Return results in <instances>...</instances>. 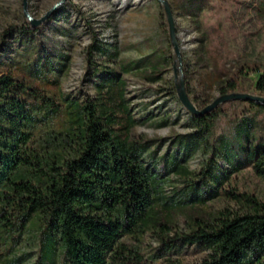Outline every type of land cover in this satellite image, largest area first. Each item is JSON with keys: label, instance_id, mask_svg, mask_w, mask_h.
I'll return each mask as SVG.
<instances>
[{"label": "trees", "instance_id": "obj_1", "mask_svg": "<svg viewBox=\"0 0 264 264\" xmlns=\"http://www.w3.org/2000/svg\"><path fill=\"white\" fill-rule=\"evenodd\" d=\"M37 29L26 21L19 33L30 35ZM169 63L164 54L148 57L143 75L158 81L165 70L161 65ZM134 68L123 65L121 73L101 68L105 78L94 86L95 96L84 102L66 98L65 127L37 140L34 114L38 106L39 111L54 113L52 100L22 80L0 75V264H57L59 254L60 264H145V236L165 253L201 247L206 255L196 264H264V200L239 192L230 177L247 169L264 181V136L257 143L239 136L249 130L247 121L255 126L256 121L242 117L236 131L241 163L225 146L220 156L227 167L209 164L202 178L190 183V158L182 159L181 150L179 156L165 154L157 160L155 152L146 156V146L132 138L138 121L121 76ZM220 77V96L251 89L264 96V68L239 66L233 76L220 72ZM240 103L264 109L254 102ZM213 111L200 116L187 111L195 132L212 129ZM158 121V127L166 125L165 119ZM258 131L261 135L264 127ZM161 163L168 171L160 174ZM170 170L188 184L182 190L170 187L167 195L173 183L166 177ZM204 179L212 187L206 196L199 184ZM221 195L241 204L243 212L204 209L207 199ZM181 218L183 228L174 230ZM34 222L40 227L35 260L9 256Z\"/></svg>", "mask_w": 264, "mask_h": 264}, {"label": "rangeland", "instance_id": "obj_2", "mask_svg": "<svg viewBox=\"0 0 264 264\" xmlns=\"http://www.w3.org/2000/svg\"><path fill=\"white\" fill-rule=\"evenodd\" d=\"M61 1L26 0V13L40 20ZM165 1L173 16L180 64L169 43L166 15L158 0H65L30 35L19 33V28L29 21L23 0H0V75L24 81L49 97L56 108L54 113H45L37 107L33 140L65 127L66 98L84 102L95 96L94 86L105 78L101 68L121 73V66L132 64L137 68L121 76L138 121L132 138L146 146V156L155 152L157 160L165 154L179 156L181 150L182 159L190 158L186 163L192 173L190 183L199 181L209 164L227 167L220 156L225 146L238 154L235 134L242 117H253L257 129L249 120V130L239 136L255 143L264 136L258 131L264 127V109H250L240 100L227 101L213 111L216 117L212 129L196 128L195 132L190 126V114L177 97L181 77L189 99L203 110L221 97L217 91L222 80L220 72L233 76L239 66L264 68V0ZM159 54L168 58L169 66L161 65L165 70L160 79L149 81L143 75L145 59H155ZM247 94L261 96L252 89ZM162 119L166 125L158 127ZM192 150L197 152L193 156ZM235 161L242 162L239 154ZM163 170L167 172L168 168L161 163L158 172ZM166 177L173 182L167 186V195L172 193L170 187L182 190L188 184L186 178H178L171 170ZM230 177L239 192L264 200V181L250 170H239ZM205 179L199 184L206 196L212 187ZM223 185L228 186V181ZM204 209L243 212L241 204L226 195L207 199ZM176 224L174 230L182 229L183 219L176 220ZM39 233L40 227L34 222L30 231L19 237L9 256L28 255L25 262L34 261ZM141 250L145 264H196L206 255L196 245L165 253L149 236H145ZM62 259L59 254L57 264Z\"/></svg>", "mask_w": 264, "mask_h": 264}, {"label": "water", "instance_id": "obj_3", "mask_svg": "<svg viewBox=\"0 0 264 264\" xmlns=\"http://www.w3.org/2000/svg\"><path fill=\"white\" fill-rule=\"evenodd\" d=\"M25 1L26 0H23L25 16L28 18V20L31 23L32 27H38L46 19H48L52 15L54 10L58 6H60L65 0H62L61 2H59L50 12H48L46 14L45 17L41 18L40 20H33V19L28 17V15L26 13V9H25ZM158 1L162 4V6L164 8V13L166 15L167 24H168V31H169V37H170L171 45H172V47L174 49L175 55L177 56L178 62L180 64L181 63V59H180V55H179L177 42H176V39H175L174 21H173V16H172V12H171L170 6L168 5V3L165 0H158ZM179 70L181 71V69H179ZM174 72L176 74V69L174 70ZM177 97H178V100L181 103V105L190 114H192L194 116H200V115H204L206 113H209V112L213 111L214 109H216L220 104H222L224 102H227V101L242 100V101H246V102H254V103H257V104L264 105V97L253 96V95H250V94L232 93V94L221 96L220 98L215 100L212 104H210L209 106L205 107L203 110H198L193 105L191 100L189 99V97H188V95H187V93L185 91L184 81H183V79L181 77H179V87L177 88Z\"/></svg>", "mask_w": 264, "mask_h": 264}, {"label": "crops", "instance_id": "obj_4", "mask_svg": "<svg viewBox=\"0 0 264 264\" xmlns=\"http://www.w3.org/2000/svg\"><path fill=\"white\" fill-rule=\"evenodd\" d=\"M260 13H263V12H260Z\"/></svg>", "mask_w": 264, "mask_h": 264}]
</instances>
